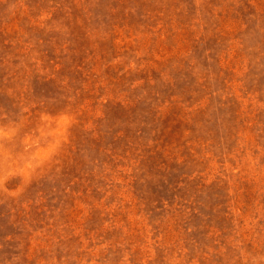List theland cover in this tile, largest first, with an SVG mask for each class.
Masks as SVG:
<instances>
[{
    "label": "rangeland",
    "instance_id": "1",
    "mask_svg": "<svg viewBox=\"0 0 264 264\" xmlns=\"http://www.w3.org/2000/svg\"><path fill=\"white\" fill-rule=\"evenodd\" d=\"M0 264H264V0H0Z\"/></svg>",
    "mask_w": 264,
    "mask_h": 264
}]
</instances>
